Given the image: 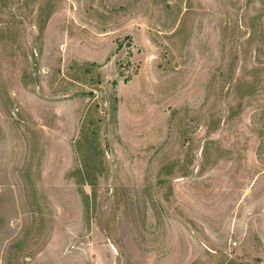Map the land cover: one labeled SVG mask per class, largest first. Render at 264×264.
I'll return each mask as SVG.
<instances>
[{"label": "rangeland", "instance_id": "rangeland-1", "mask_svg": "<svg viewBox=\"0 0 264 264\" xmlns=\"http://www.w3.org/2000/svg\"><path fill=\"white\" fill-rule=\"evenodd\" d=\"M0 264H264V0H0Z\"/></svg>", "mask_w": 264, "mask_h": 264}]
</instances>
